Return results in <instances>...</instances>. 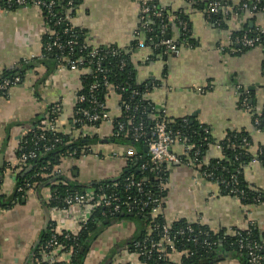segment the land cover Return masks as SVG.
Instances as JSON below:
<instances>
[{
    "label": "crops",
    "instance_id": "0c3cea01",
    "mask_svg": "<svg viewBox=\"0 0 264 264\" xmlns=\"http://www.w3.org/2000/svg\"><path fill=\"white\" fill-rule=\"evenodd\" d=\"M149 1L158 4L169 16L167 34L175 41L180 42L182 35L179 15L187 17L183 21L187 22L192 41L182 46L177 56L154 55L148 47L131 48L140 27L141 0H77L71 24L80 31L86 44L117 46L131 54L137 82L153 84L145 98L157 111L165 110L171 119L190 118L204 124L215 142L222 140L228 131L243 130L251 136L255 153L264 146V129L256 130L253 121V110H264V46L236 52L230 49L235 33L246 25L264 32V11L237 12L244 0H199V7L190 0ZM212 1H219L230 11L222 10L216 20L212 19L204 10ZM46 26V16L36 6L11 12L0 10V68L13 69L22 60L32 64L40 57ZM49 70L43 62L35 65L20 84L0 96V264H30L31 255L48 227L50 187L36 185L22 197H14L18 179L28 169L31 171L24 168L19 155L20 142L31 126L46 120L51 105L61 102L62 113L56 127L60 132L72 128L82 86L81 73L58 71L56 67L48 73ZM195 85L205 89L198 91ZM242 92L253 95V110L239 102ZM119 100L116 92H109L106 104L111 117L119 112ZM111 131L110 122L102 124L96 133L98 140L92 145L93 153L63 160L58 167L61 175L84 186L117 179L127 170L122 156L128 146L113 143ZM175 150L181 153L182 147L176 146ZM219 154L212 145L205 159ZM167 171L163 214L169 223L186 219L214 231L253 225L264 246V200L243 203L222 193L217 183L204 180L196 168L187 165H169ZM243 179L249 190L264 194V165L246 166ZM139 230L131 220L110 222L90 246L83 264H143L139 257L128 253L129 244ZM224 254L228 253L220 252L218 257ZM172 256L177 262L180 259L178 254ZM217 264L244 262L235 254L220 258Z\"/></svg>",
    "mask_w": 264,
    "mask_h": 264
},
{
    "label": "built area",
    "instance_id": "2783aa9c",
    "mask_svg": "<svg viewBox=\"0 0 264 264\" xmlns=\"http://www.w3.org/2000/svg\"><path fill=\"white\" fill-rule=\"evenodd\" d=\"M74 1L75 0H67L66 6L68 10L74 7ZM190 1L198 5V0ZM64 2L65 0H4L2 1V5H0V10L4 12H11L15 7L23 8L29 6H36L40 10L46 11L45 16L47 28L43 34V40L45 38V41L43 42V50L46 53L53 54L56 64L55 67L58 71H78L81 73V77L87 76L93 79V82L87 88L86 94H80L77 97V106L71 131L62 133L71 134V137H74L75 135V137L88 138L97 135L96 133L99 131L102 124L110 122L112 124V137L122 136L125 138H131L134 142L144 143L145 147H147V158L138 166V170L155 174L156 179L159 180L158 186L160 188L165 186L163 185L165 182H163L162 174L166 171V168L169 165H187L196 168L198 160L194 157L191 158L189 153L194 145L189 143V140L182 135L180 129H172L171 125L174 121L168 117L165 110L157 111L151 102H149L150 104H148V106H145V109L147 107L149 110H152L151 118L153 123L148 128L144 120L141 118H139L141 120L136 119L135 112L139 111L140 105L131 104L129 101H123L121 104V98L119 96V112L116 117H111L110 112L107 109L106 99L104 102L99 98L101 88L110 89V91H114L115 88L113 83L107 80V70L102 67V62L106 58L102 53L106 50L99 46L91 45V47H89L90 45L85 44L80 49V52L85 50L87 53L84 55H78L76 52L77 34L73 33L70 38L66 40L63 39L62 33L59 30H56L57 27L59 25H66L64 31H62L64 34L72 30L73 26L71 24L72 17L68 12L63 15H58L56 13V8ZM204 10L209 17L222 12V10L227 13L230 11L229 8L224 9L219 1L209 2ZM242 10H249L252 13L263 12L264 3L262 0H244L236 8L237 12ZM155 20L158 21L160 25L159 33L155 36H149V34L153 32L152 25ZM168 20L169 16L158 4L149 0H141L140 27L136 32V43L131 48L143 49L148 47L150 52L154 55H163L167 57L177 56L181 47L189 45V42L186 39L181 40L180 42L175 41L168 36ZM178 22L181 25L182 34H188L189 30L187 28V22L180 18H178ZM69 24L72 26L68 27ZM231 44L233 47L236 46V49L233 47L230 49L231 52L262 45L264 44V32L257 30L256 34H253V36H249L246 32L235 37ZM222 50H225V48H222ZM109 52L112 55L119 56L123 51L119 48H113L112 50L106 51V53ZM26 61H28L29 64L32 62L29 60ZM126 64V60L121 59V68ZM99 76H102L100 80ZM0 77L2 78L0 82V92L8 91L13 86L18 85L23 81L19 74L12 77H3L2 68H0ZM194 88L198 91H203L205 89L198 85H195ZM152 89L153 84L148 83V85L143 88L142 93L146 95L151 92ZM131 94L133 96H138L140 95V90L134 89L131 91ZM241 97V105L253 110L248 103L249 96L244 95V92H242ZM49 109V119L41 120L40 124L34 123L20 142V161L24 164L28 160L38 158V152L40 149L47 152L53 150L56 148L57 144L62 142V138L57 135L60 131L56 127V123L62 113V104L61 102H56L52 104ZM253 111L254 114L260 112L257 110ZM119 117L122 119L115 121V118ZM187 122L188 118H183V123ZM255 123L258 125L257 119L255 120ZM254 128L256 129L255 125ZM73 129L75 134L72 132ZM28 133H32V137L29 139L26 137ZM29 143L33 146L32 149H27V144ZM243 145L245 152L251 147V144L246 139H244ZM176 146L182 147L181 153H178L175 150ZM213 146L218 151L221 150L220 144ZM92 148L93 147L84 150L80 156L92 154ZM263 153L264 150L261 148L259 154L253 156L249 160L248 165L264 164V159L261 160L259 158V155ZM76 154V151H73L68 154L60 155V158H62L61 162L63 160L76 158ZM197 154L198 151L195 152V156ZM122 157L127 164L137 163L136 160L138 157L133 147H128ZM245 164L244 168L248 166ZM57 173L61 174L60 170H58ZM200 174L204 180L223 185V191L227 195L238 199L245 196V191L240 190L238 187V173L228 175L221 179H216L213 170ZM57 177H59V175ZM125 183L126 192L132 187H135L138 192H142L143 184L141 179L136 180L134 177H129L126 179ZM31 187V182L28 181L25 182L23 186L18 187L17 191L22 192L24 188ZM117 187V183H113L107 187H104L103 185L94 188L87 186L82 191L68 189L64 195H61L56 190L52 191L48 197V202L51 201L55 204L52 208H49L50 221L48 227L51 230V235L38 246L37 251L32 256L30 264H71L72 256L76 252V247L71 246L67 250L66 248L68 247L61 242L62 240H60V238L66 240L72 237H77L89 220L98 214L100 217L108 219L111 216L123 212L124 209L128 212H132L136 208L146 209L151 206L150 212L153 215H162L165 218L163 214V198L156 197L155 199H151L150 196L145 194L146 200L140 201L138 199H133L132 204L129 205L130 203L128 200L123 201L118 195L116 191ZM148 229L159 230L161 235L160 240H149L148 245H145L139 240L131 241L128 253L132 256L140 257L145 254H150L151 249H156L160 252L159 256L164 260L171 259L175 263H179L181 258L177 262L172 259L173 254L170 253V250L175 249V242L170 235V223L165 219L163 224L159 226L154 224L153 227L150 224ZM246 229H239V231L235 233L230 231L229 233L237 236L235 244H237L241 252L244 251V253L247 254L248 264H263L264 255L262 252L264 246L258 243L252 235L244 236L243 231ZM186 230L193 232L194 228L192 226H187ZM184 231L185 230H182L181 233ZM227 235L231 236V234ZM109 264L118 263L109 262Z\"/></svg>",
    "mask_w": 264,
    "mask_h": 264
},
{
    "label": "trees",
    "instance_id": "16d2710c",
    "mask_svg": "<svg viewBox=\"0 0 264 264\" xmlns=\"http://www.w3.org/2000/svg\"><path fill=\"white\" fill-rule=\"evenodd\" d=\"M2 1L0 0L2 5ZM67 0H65L64 3H62L59 7L56 8V13L58 15H63L65 13H69L72 17L73 10L75 5L77 4V0L74 1V7L70 10H68L67 6ZM200 1L198 0L199 7ZM18 9L17 7L14 8V10ZM13 11V10H12ZM45 14L46 11H43ZM57 15V16H58ZM182 19H187L184 15H179ZM218 17V14H215L212 16V19L216 20ZM52 20V19H51ZM54 21V20H52ZM53 23V22H51ZM72 25L69 24L68 27H71ZM159 22L153 21V32L150 35L155 36L159 33ZM66 25H59L56 30H59L62 33L63 39L66 40L70 38L71 34L75 33L77 34V45H76V52L78 55H84L87 53L85 50H82L80 52V49L86 44L80 34V31L72 26V30H70L67 33H64ZM189 33L186 35H181V40H188L189 42L192 41L190 29ZM243 31H239L235 33L234 37L240 36L247 32L249 36H253V34H256L257 30H253L246 27L242 29ZM45 41V38H44ZM88 45V44H86ZM264 46V44H262ZM91 47V45L89 46ZM104 50H112L113 48H118L117 46H109V47H101ZM120 49V48H119ZM247 49V48H245ZM242 49V50H245ZM106 51H103L102 55L106 56V58L102 62V67L107 70V80L112 82L114 85V91L120 96L122 104L123 101H129L131 104H139L140 109L139 111L135 112V116L137 120H144L146 126L149 128V126L153 123V120L151 118L152 110H149L147 107L145 109V106H148L149 101L146 100L145 95L142 93L143 88L148 85V83H138L136 80V71L134 69V65L131 61V54L126 51L122 50L123 52L121 55H112L109 53H106ZM241 51V50H240ZM121 59H125L127 64L121 68ZM45 63L49 66L48 73L56 66L54 56L53 54L46 53L44 50L42 51V55L40 57H37L35 60H33L32 64H29L28 61H21L19 65L13 69H3V77H12L16 76V74H19L22 79L24 80L26 78V74L34 68L35 65L40 63ZM54 62V65L52 64ZM44 78V77H43ZM102 78V76H99V80ZM0 77V82H1ZM82 80V86L79 91V94H86L87 88L89 85L93 82V79L87 76L81 77ZM150 87V86H149ZM140 90V95L133 96L131 94L132 90ZM0 92V96H3L7 93ZM110 89L101 88L99 93V98L105 102L106 96L109 94ZM248 95V103L251 105V107L254 109L255 103L253 100V95L251 94H245ZM243 97V95H242ZM242 97H240L239 102L241 103ZM145 111V112H144ZM50 112V109H49ZM155 113V112H154ZM141 118V119H139ZM49 119V116L48 118ZM121 120L122 118H115V121ZM258 120V125H256L255 120ZM174 123H172L171 127L172 129H180L183 136H185L190 144H193V149L189 152L191 158H196L198 160V164L196 168L199 170L200 173H207L210 170H213L216 179L225 178L228 175L238 173V187L240 190L245 191V196L240 197V200L244 203H259L264 200V194L261 192H254L247 188V186L244 184L243 179V170H244V164L248 165L249 160L259 154L260 149L262 148L264 150V146L258 147L257 151L254 153L253 151V141L251 136L243 131V130H231L226 133L224 138L220 140L219 142H215L213 140V137L210 133V130L207 126L204 124H200L199 122H196L190 118H188L187 123H183V119H172ZM254 125L256 129L262 130L264 129V110L257 112L254 114ZM40 121H36L35 124H40ZM77 127V126H76ZM74 129L72 130V132ZM74 133V132H73ZM75 134V133H74ZM72 134V135H74ZM58 136L62 138V142L56 145V148L53 150H49L47 152H44L43 150H39L38 152V158L34 160H28L25 162L24 168L27 169L31 168V171L28 173H25V175L18 179V187L23 186L25 182H31V188L34 186H48L51 188V192L56 190L61 195H64L67 190H74V191H82L87 186L79 185L76 183H71L67 178H65L63 175L57 173L59 170L58 167L61 164L62 158H60V155L62 154H68L70 152L76 151V158H79L82 152L86 149H89L92 147L93 144H96L98 137L97 135H93L92 137L88 138H82V137H71V134H63L62 132L57 133ZM28 139L32 137V133H28L26 136ZM111 141L115 144L119 145H125L128 147H133L136 151V155L138 157L137 165L135 163L128 164L127 170L121 173V175L117 179H107L102 180L97 183L92 184L89 187H98L100 185H103L104 187L110 186L113 183H117L118 187L116 189L118 195L122 198L123 201H129V205L132 204L133 199L138 200H146L145 194L150 196L151 199L158 198H164L165 197V187L163 186L160 188L158 186L159 180L156 179L155 174L148 173V172H141L138 170V166L146 160L147 152L145 151V145L143 142H134L131 138H125V137H110ZM244 139H246L250 144L251 147H249L248 150H244ZM220 144L221 150H219V156L213 157L211 159H208L206 161L205 155L208 150V148L212 145ZM27 149H32L33 146L29 144ZM198 151V154L195 156V152ZM259 158L262 160L264 159V153L259 155ZM264 165V164H262ZM25 170H23L20 174H22ZM59 175V177H57ZM129 177H134L136 180H142V192H138L135 187L130 188L127 192L125 191V182L126 179ZM163 182L165 184L168 181L169 174L166 168V171L162 174ZM163 184V185H165ZM220 189L222 193L226 194L223 191V185H220ZM30 188H24L22 192L17 191V195L14 198H17L25 194L26 191H28ZM227 195V194H226ZM129 198V199H128ZM13 200V199H12ZM148 200V199H147ZM14 201V200H13ZM18 201V200H17ZM13 204V202H11ZM48 208H52L54 203L49 201L47 203ZM3 207L8 206V204H2ZM151 206L146 209H135L132 212H128L126 209L123 210V212L111 216L108 219L100 217V215H96L92 217L89 222L86 224V226L83 228L82 231L79 232L78 236L75 238L70 239H62L61 242L64 243L68 248L71 246L76 247V252L72 256L71 264H83L86 252L89 250L90 246L94 242V240L97 238V236L101 233L102 229L106 227L107 225H110V223L106 224L105 221L109 220L110 222L113 220H131L134 221L138 227L140 228L139 232L136 234L135 237H133L132 241L139 240L140 242L144 243L145 245H148V241H159L160 240V231L157 229H151L149 230V225L151 224L152 227L154 224H157L158 226L163 224L165 222V218L162 215H153L151 212ZM121 214H124L122 216ZM129 214H132V216H129ZM187 226H192L194 228L193 232H189L186 230ZM182 230H185L183 233H181ZM230 231H233L234 233L239 231L237 228H232L230 230H219L214 231L209 226L201 224L199 222L191 223L187 221L186 219H180L177 221H174L170 223V235L173 238L175 242V249L170 250L171 254L180 253L179 257L180 262L175 263L171 259L164 260L159 256L160 252H158L156 249H151L150 254H145L139 257L141 262L143 264H217V261L220 259L219 253H235L238 256H240L244 262V264H248V257L247 254L241 252L237 246L236 240L237 236L235 234L229 233ZM227 234H231V236H228ZM244 236L252 235L253 238L260 244L261 241L259 239L258 233L256 228L251 225L248 229L243 231ZM51 235V230L49 227L46 228L44 233L41 236L40 242L38 246L46 239H48ZM150 241V242H151ZM131 244H129L130 246ZM150 245V244H149ZM263 245V244H262ZM37 246V248H38ZM36 248V251H37ZM84 248V252L82 249ZM132 248V247H131ZM35 251V252H36ZM264 255V250H263ZM182 254V256H181ZM63 264V263H61ZM264 264V261H263Z\"/></svg>",
    "mask_w": 264,
    "mask_h": 264
},
{
    "label": "water",
    "instance_id": "95a60500",
    "mask_svg": "<svg viewBox=\"0 0 264 264\" xmlns=\"http://www.w3.org/2000/svg\"><path fill=\"white\" fill-rule=\"evenodd\" d=\"M107 142V141H106ZM145 150L147 151V147H145ZM30 171V169H28L27 171H26V173L27 172H29ZM48 209V208H47ZM47 212V214H46V227H47V225L49 224V221H50V212H49V209L46 211ZM122 216H124V214H121ZM129 216H132V214H129ZM112 223H116V220H113V221H111ZM105 223L106 224H108V223H110V221L109 220H106L105 221ZM37 248V247H36ZM36 248H35V250L33 251V253H32V255H31V257L34 255V253H35V251H36ZM82 251L84 252V248L82 249ZM88 252V251H87ZM86 252V253H87ZM232 255H235V253H228L227 255H221L220 256V258H223L224 256H232Z\"/></svg>",
    "mask_w": 264,
    "mask_h": 264
},
{
    "label": "flooded vegetation",
    "instance_id": "af4514ba",
    "mask_svg": "<svg viewBox=\"0 0 264 264\" xmlns=\"http://www.w3.org/2000/svg\"><path fill=\"white\" fill-rule=\"evenodd\" d=\"M88 251H89V250H88ZM87 253H88V252H87ZM87 253H86V254H87Z\"/></svg>",
    "mask_w": 264,
    "mask_h": 264
},
{
    "label": "rangeland",
    "instance_id": "374dc122",
    "mask_svg": "<svg viewBox=\"0 0 264 264\" xmlns=\"http://www.w3.org/2000/svg\"><path fill=\"white\" fill-rule=\"evenodd\" d=\"M106 264V263H105Z\"/></svg>",
    "mask_w": 264,
    "mask_h": 264
}]
</instances>
